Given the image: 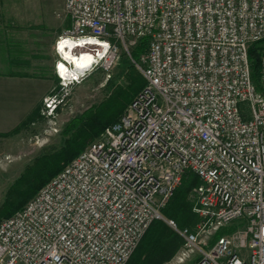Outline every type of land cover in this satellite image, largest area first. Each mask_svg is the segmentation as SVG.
<instances>
[{
    "label": "built area",
    "instance_id": "2783aa9c",
    "mask_svg": "<svg viewBox=\"0 0 264 264\" xmlns=\"http://www.w3.org/2000/svg\"><path fill=\"white\" fill-rule=\"evenodd\" d=\"M63 7L71 23L55 50L75 41L94 50V63L64 77L57 50L61 88L93 65L109 70L122 49L146 84L117 122L0 221V264H126L155 220L184 240L175 264H264V0ZM141 38L147 48L135 62ZM258 42L256 84L248 50ZM42 103L52 115L61 100L47 94ZM187 173L201 182L192 231L161 212Z\"/></svg>",
    "mask_w": 264,
    "mask_h": 264
},
{
    "label": "rangeland",
    "instance_id": "374dc122",
    "mask_svg": "<svg viewBox=\"0 0 264 264\" xmlns=\"http://www.w3.org/2000/svg\"><path fill=\"white\" fill-rule=\"evenodd\" d=\"M0 11L7 15L11 27L23 33L20 48L23 56L32 63L31 69L49 80L52 76L54 78L53 67L58 60L54 54L55 41L69 29L71 23L64 11L63 0H0ZM77 52L79 51L76 50ZM131 65V59L122 49L112 68L104 70L93 65L79 83L67 88H61L58 77L55 76V81L49 83L51 86L48 94L56 95L61 104L54 113L44 114L41 100L35 111L30 114L31 119L16 127V132L11 133L15 131L13 129L0 133V205L9 187L35 158L64 146L68 137L74 133L75 126L71 123L89 111L97 112L103 118L114 111L117 95L132 87L129 75H138ZM70 69L73 68L69 66ZM70 125L72 128L67 132ZM193 188L188 193V200L194 207ZM163 217L169 220L164 215ZM194 227L187 229L192 231ZM182 245L162 264H175L174 258Z\"/></svg>",
    "mask_w": 264,
    "mask_h": 264
},
{
    "label": "trees",
    "instance_id": "16d2710c",
    "mask_svg": "<svg viewBox=\"0 0 264 264\" xmlns=\"http://www.w3.org/2000/svg\"><path fill=\"white\" fill-rule=\"evenodd\" d=\"M147 43V38H141L132 50L131 58L135 62L146 51ZM261 47L262 43L258 42L251 45L248 50L251 76L256 84L259 76L258 51ZM130 67L134 68L138 75H129L132 87L122 91L121 96L117 95L114 111L105 118L97 112L89 111L76 122L71 123L75 126L74 133L68 137L64 146L35 158L9 187L0 205V221L21 210L41 187L84 150L88 142L97 138L106 128L118 121L126 106L146 84L134 64ZM30 119L31 115L26 121ZM71 125L67 132L72 128ZM16 131L17 129L11 133ZM200 183L195 175L187 173L162 209L161 212L165 218L172 220L177 229L194 227L198 222V216L193 211V204L188 200V193L191 188L197 187ZM181 244H183V238L175 230L164 221L155 220L146 229L126 264H162L173 256Z\"/></svg>",
    "mask_w": 264,
    "mask_h": 264
},
{
    "label": "crops",
    "instance_id": "0c3cea01",
    "mask_svg": "<svg viewBox=\"0 0 264 264\" xmlns=\"http://www.w3.org/2000/svg\"><path fill=\"white\" fill-rule=\"evenodd\" d=\"M22 35L10 26L7 15L0 11V133L23 123L48 94L49 83L55 81L54 67V78L50 80L31 69L32 63L20 48ZM56 51L54 45L58 59Z\"/></svg>",
    "mask_w": 264,
    "mask_h": 264
},
{
    "label": "bare ground",
    "instance_id": "6f19581e",
    "mask_svg": "<svg viewBox=\"0 0 264 264\" xmlns=\"http://www.w3.org/2000/svg\"><path fill=\"white\" fill-rule=\"evenodd\" d=\"M67 41L66 44L63 46V50L60 49V44L58 45L57 50L62 55V61L59 64L60 72L62 76H67L70 73L69 66L73 68V70L83 71L89 67V64L93 62V55L92 52L94 50L84 46L82 44L76 43L75 41L72 42L70 40ZM93 45L94 43H89V45ZM98 46L100 44H97ZM80 47L83 49H80ZM79 48V52L76 53L75 49ZM92 51V52H91ZM81 54V55H80Z\"/></svg>",
    "mask_w": 264,
    "mask_h": 264
},
{
    "label": "snow or ice",
    "instance_id": "6c2138e0",
    "mask_svg": "<svg viewBox=\"0 0 264 264\" xmlns=\"http://www.w3.org/2000/svg\"><path fill=\"white\" fill-rule=\"evenodd\" d=\"M66 43H67V41H62V42H61V44H60V49H61V50H63V46H64V44H66Z\"/></svg>",
    "mask_w": 264,
    "mask_h": 264
}]
</instances>
